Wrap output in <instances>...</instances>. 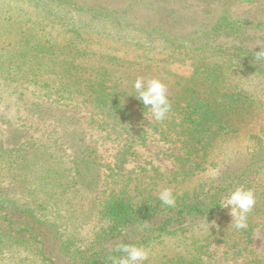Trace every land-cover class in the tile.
Wrapping results in <instances>:
<instances>
[{
	"label": "trees",
	"instance_id": "trees-1",
	"mask_svg": "<svg viewBox=\"0 0 264 264\" xmlns=\"http://www.w3.org/2000/svg\"><path fill=\"white\" fill-rule=\"evenodd\" d=\"M50 1L66 10V16L59 10L56 14L60 24L69 20L74 33L67 44L69 52L49 45L42 57L23 55L21 65L30 69V63L50 64L57 86L47 88L49 98L29 105L36 115L30 117L51 129L37 138L13 133L2 146L4 154L11 153L15 175L32 174L40 185L33 187L34 192L49 202L38 204L37 197L30 206L0 193V238L23 246L40 264H111L109 256L123 255L118 244L148 247L169 237L174 241L169 242L172 246L167 244L169 252L161 255L167 260L161 263L188 264L203 247L199 242L215 236L240 257L223 264H264L251 249L253 235L264 221V134H260L264 124L255 122L264 115V59H257L255 53L264 50V0ZM241 2L251 3L233 12L232 7ZM81 16L87 19L77 21ZM106 37L133 58L97 50L99 40ZM175 64H189L191 71L177 73L170 67ZM28 74H35L32 67ZM138 77L157 78L167 85L172 107L164 120L154 121L150 111L130 95ZM76 98H80L79 108L70 106ZM69 110L98 118L105 136L116 142L112 165L100 163L94 142H87L91 133L86 127L78 128L83 125L81 115ZM250 125L256 130L249 132V146L239 151L234 146ZM149 129L159 142L177 145L178 154L172 155L176 169L162 184L141 182L131 187L134 181L124 175V164L134 153V144L146 143ZM14 137L16 144L19 137L23 141L7 148V143L15 144ZM40 147L43 151L32 155ZM53 147L69 149V159L47 156ZM121 166L120 172L114 171ZM100 168L108 174L103 176ZM167 184L176 196L174 208L163 206L157 198ZM240 186L254 189L257 202L248 228L237 231L230 226L229 210L220 205ZM101 187L102 198L92 200L90 208L98 211L102 224L84 248L42 212L66 203L70 192L93 194ZM209 219L216 228L203 239L188 241L185 235Z\"/></svg>",
	"mask_w": 264,
	"mask_h": 264
},
{
	"label": "rangeland",
	"instance_id": "rangeland-1",
	"mask_svg": "<svg viewBox=\"0 0 264 264\" xmlns=\"http://www.w3.org/2000/svg\"><path fill=\"white\" fill-rule=\"evenodd\" d=\"M250 3L241 2L236 4L232 7L233 12L237 13L245 10L250 6ZM57 10L60 11V15L66 16V10L62 11V9L57 8L50 0H0V193L30 206L32 205L31 202L37 197V203L41 201L45 203L47 200L49 202V199L45 200L42 198V193L34 192L33 187L37 188V185H40L39 182H34L32 174L28 175V173L24 172L21 178L15 175L11 170L13 165L11 153L6 152L4 154L2 146L13 133L16 136H21L26 132L32 138H37L43 134L48 135L46 130L50 131L51 129L50 126L45 128L38 125L36 120L30 117L36 115L30 111L31 107L29 105V102H40L49 98L47 88L57 86L53 83L49 73L50 64L41 59L39 66L30 63L29 69L27 67L23 68L24 66L22 67L21 63H25V60H22L23 55L42 57L44 48L49 45L52 47L59 45L64 48L65 53L69 52L67 44L73 38L74 33L70 31V27L67 25L69 23L68 19H64L65 22L63 24L59 23V19H57L59 15L56 14ZM84 19H87L86 16L76 17L77 21H84ZM95 45L96 43L94 42ZM95 48L97 50L102 49L103 52H106V50L111 51L118 56H126L129 59L133 58L128 50H120L118 44L107 37L99 40ZM68 61H70V57ZM31 67L35 74L25 75L26 72H30ZM170 67L183 75L191 71L189 64H175L170 65ZM38 87L41 89H38ZM79 100L80 98L74 99L70 106L79 104ZM60 106L58 107L66 109V107ZM77 107L79 108V105ZM69 112L77 113V110H69ZM77 114L81 115V122L83 123L78 128L80 130V128L86 127L91 133L90 138L87 137V142H94L97 151L101 154L102 160L100 163L112 165L116 142L105 136L106 132L100 129L98 118H92L88 112ZM259 116H257L255 122L258 125L260 123L264 124V120ZM147 119L149 120V117ZM255 130H253L252 125L248 129L242 130L234 147L239 148L237 149L239 151H242L245 146L248 147L247 138L250 135L249 132ZM148 133L151 135L147 137L146 143L134 144V153L127 157L128 162L124 164V175L131 178L130 182L134 181V183H130L131 187L141 182L144 184H152L154 182L162 184L161 180L176 169L172 155L178 154L177 145L169 146L166 143L159 142L157 140L158 135L155 136L156 133L152 129H149ZM260 134L263 135L264 130ZM102 137H105L106 140L103 141ZM14 138L15 144L7 143V148L18 147L19 142L23 141V138L20 139L19 137V141L16 144V137ZM41 151H43L41 147L36 148L32 155H36ZM70 152L67 148L55 150L53 147L49 148L45 154L49 157L51 155H61L63 160H68ZM122 169L123 166L114 171L118 173ZM100 170L103 176L108 174V170L103 168H100ZM19 179L21 181L18 183L16 180ZM168 185L171 184H167L164 188ZM192 185V183L189 184V188ZM179 187L186 189L183 184L179 185ZM103 189L104 187H101L97 193L92 192L93 194L82 192L84 195L70 192L71 196L65 201L66 203L51 205L49 208L50 213L48 211L42 212H45L46 218L51 223L54 222L67 235L73 236L76 239L75 243L84 248L94 240L102 224L99 222L98 211L91 210L90 205L93 203L92 200L102 198ZM81 196H84V198L80 199ZM46 204L50 205V203ZM215 228V221L209 219L200 223L194 228L192 233L190 232L185 236L189 238L188 241L193 242L195 239H203ZM161 241L159 244L157 242L148 247L146 246L150 250V256L145 264H163L161 262H166L167 258L161 255L169 252L167 244L169 242L173 243L174 240L169 237H163ZM219 241V238L212 236L199 242V244L202 243L204 245L198 249V254L194 256V261L190 258L188 264H223L231 263L234 258L240 259L234 249H227V246ZM169 244L171 245V243ZM251 249L253 254L264 260V221L253 235ZM0 264H40V260L32 252L24 249L23 246L13 244L9 239L0 238Z\"/></svg>",
	"mask_w": 264,
	"mask_h": 264
},
{
	"label": "clouds",
	"instance_id": "clouds-1",
	"mask_svg": "<svg viewBox=\"0 0 264 264\" xmlns=\"http://www.w3.org/2000/svg\"><path fill=\"white\" fill-rule=\"evenodd\" d=\"M256 53L257 59H264V50ZM135 97L150 111L154 121H162L171 110V103L167 95V85L160 79L145 80L138 77L132 85ZM158 200L167 208L176 206V196L171 188H163L158 193ZM256 193L252 188L236 187L222 201L221 208L229 210L231 216L230 226L237 231L248 228V217L256 205ZM209 226V224H208ZM117 250L123 255L109 256L111 264H145L149 260L150 250L142 245L121 243Z\"/></svg>",
	"mask_w": 264,
	"mask_h": 264
}]
</instances>
